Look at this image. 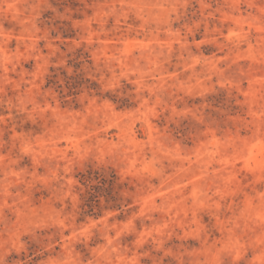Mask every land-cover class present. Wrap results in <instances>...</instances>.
I'll use <instances>...</instances> for the list:
<instances>
[{"label":"rangeland","instance_id":"obj_1","mask_svg":"<svg viewBox=\"0 0 264 264\" xmlns=\"http://www.w3.org/2000/svg\"><path fill=\"white\" fill-rule=\"evenodd\" d=\"M0 264H264V0H0Z\"/></svg>","mask_w":264,"mask_h":264}]
</instances>
